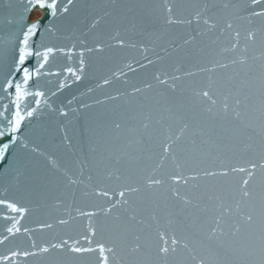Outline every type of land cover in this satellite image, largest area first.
<instances>
[{"label": "snow or ice", "instance_id": "6c2138e0", "mask_svg": "<svg viewBox=\"0 0 264 264\" xmlns=\"http://www.w3.org/2000/svg\"><path fill=\"white\" fill-rule=\"evenodd\" d=\"M78 7L95 10L105 5L23 0L14 7L10 21L13 39L0 47V91L11 102L0 105V170L5 176L9 172L19 175L29 154L45 155L32 139L35 130L25 128L26 119L34 117L42 98L56 97L89 77L86 54L105 48L137 47L119 32L110 37L114 44H104L97 38L95 47H88L85 41H79L81 50L75 66L43 71L57 54L73 61L76 45L65 51L45 40L60 32ZM112 7L149 18L162 15L169 26L191 28L195 23L196 28L181 44L173 40L176 48L198 44V37L212 45L224 37L228 46L216 55L229 53L232 58L227 62L208 59L209 66H205L199 59L203 47L189 50L184 58L194 61V70L182 71L181 65L174 69L179 75L157 70L143 87L132 85L130 93L117 89L116 95L105 96V100L115 101L125 95L140 96L159 86L163 91L158 93L156 103L162 104L168 115L155 122L150 114L145 115L137 130V155L127 161L111 152L102 155L94 172L87 175V183L82 178L83 167L77 175L49 156V166L59 173L57 186L71 196L67 206L60 197L50 206L43 202L47 188L39 177L28 198L9 197L5 189L0 196V264H17L20 258L25 264H231L229 257L237 252L250 258L244 264H264V0H134L123 5L112 0ZM104 15L109 13L105 11ZM103 18L93 16L89 30ZM238 20L247 21L248 26L238 27ZM141 48L146 64L136 60L137 68L163 60L159 55L149 59L150 49ZM233 66L243 69V79L237 80L238 74L212 78L218 70ZM124 68L130 73L137 71L126 63L97 78L94 70L95 86L87 87L81 95L120 81L127 76ZM64 74L72 79L58 81L55 91L41 90L37 83L41 76ZM198 74H208V80L193 90L198 103L189 106L185 89L178 82ZM221 80L223 83H218ZM29 87L36 90L29 91ZM26 97H31L37 107L22 111ZM214 97L219 98L218 108ZM76 99L73 96L67 105ZM48 106L60 116L68 115L63 107ZM111 126L118 130L122 124L113 120ZM94 135L101 147L107 144L104 128L94 130ZM168 161L171 168L166 166ZM112 179L115 185L106 182ZM49 208H63L64 212L52 215ZM38 213L48 219H37L35 228L22 224L23 219ZM19 235L27 236L26 246L15 242Z\"/></svg>", "mask_w": 264, "mask_h": 264}, {"label": "water", "instance_id": "95a60500", "mask_svg": "<svg viewBox=\"0 0 264 264\" xmlns=\"http://www.w3.org/2000/svg\"><path fill=\"white\" fill-rule=\"evenodd\" d=\"M23 0H0V47H3L6 41L13 39V28L10 23L15 5L22 3ZM134 2V0H116L118 5ZM235 2V0H234ZM77 5H105V8H81L73 9L60 32H55L47 37L45 42L56 47H63L65 51L73 49V61H67L62 54H57L51 58L50 63L43 70L45 72H56L65 66H75L78 61V53L81 50L79 41H85L88 47H95L97 38L102 40L104 44H114L115 41L110 39L111 36L116 35L117 32L131 45L135 44L137 47H126L124 49L105 48L103 52H93L86 54V60L89 61V77L82 82L66 88L62 93L56 97L45 96L39 105L33 118H27L25 128L35 130V136L32 139L40 145V149L45 155L29 154L24 161L23 166L19 170V175L16 172H9L5 176L4 171L0 170V196L5 194L9 197H19L21 195L26 198L30 197L33 190L38 183L37 177L47 188V199L43 201L47 205L55 203L57 197L65 200V206L71 204V196L57 186V177L59 173L49 166L48 157L54 158L62 168L70 169L71 172L80 174V169L83 167V179L87 183L86 177L90 171L95 170V165L100 161L101 156L108 155V152L114 155L121 156L123 161H127L129 156L137 155L135 149V140L138 139L140 128V121L145 115H151L153 122L158 119L166 118L167 112L164 111L162 104H157L159 100L158 93L163 91L159 86L152 90H145L140 96L125 95L118 100H105V96L116 95L117 89L121 92L130 93L131 86L143 87V83L151 82V74L157 70H166L169 75H179L174 72L177 65L182 66V71L194 70L191 64L194 61H189L184 58L186 51H195L197 48L203 47V53L200 55V63L207 65L208 59H220L221 62H227L232 58L229 53H224L217 56L216 53L220 49L227 47L228 42L224 37H220L217 44L212 45L206 38H199L200 43L190 46H183L176 48L175 44H181L182 39L187 37V34L196 28L195 23L189 28L188 26H169L163 21L162 15L159 18H149L140 12H128L122 7H112V0H76ZM12 5L13 7H9ZM107 11L109 15L105 16ZM99 14L103 16V20L97 25L95 29L89 30V24L93 18ZM187 16V13L184 14ZM243 15V14H241ZM238 27L248 26L245 20L236 21ZM175 40V44L173 43ZM206 45V46H205ZM147 47L150 51L147 53L149 59L155 60V56L163 57V60L156 61L151 66L144 69L137 68L134 61L139 60L140 63L146 64L142 59V48ZM166 51H161V49ZM36 63L35 60L32 61ZM131 63L133 68H137L135 73H130L126 68L123 70L127 73L126 77H121L120 81L114 82L110 87L96 89L92 93L81 95L85 93L87 87H94L97 82L92 78V73L95 70V75L98 78L100 75L108 74L109 70H116L122 68L124 64ZM236 75V79H243V69L240 66L230 67L227 71L218 70L212 74V78ZM15 79L19 80L17 76ZM67 74L60 76H41L37 81L41 90H56L57 82L60 80L70 82ZM128 83H123L124 80ZM208 80V74H198L195 77L183 78L178 83L185 89V101L191 106L198 103L192 93L194 89L203 86ZM31 83V82H30ZM223 83V81H218ZM29 91H35V88L29 87ZM77 97L71 105H67V100L72 97ZM148 98V100H145ZM217 108L219 107V98ZM47 100L48 104L44 101ZM101 100L103 103L96 104L95 101ZM151 101V105L148 101ZM258 102V101H257ZM11 102L5 97V94L0 91V105H10ZM54 108L63 107L68 112L67 116H60L57 112L52 111L48 105ZM89 105L84 108L81 105ZM31 97H26L21 103V110H31L36 108ZM75 109V111H72ZM11 110V109H10ZM116 120L121 122L120 129H114L111 126V121ZM224 123V121H220ZM104 128L107 144L101 147V142L98 141L94 135V130L99 131ZM32 145H30L31 147ZM190 147V146H189ZM95 149V150H94ZM107 149L108 151H105ZM127 153L128 155H125ZM166 166L171 168V161L166 162ZM7 167V166H5ZM238 179V177H237ZM109 184L115 185V179L106 181ZM83 187V186H81ZM80 197V190H77V198ZM82 203L84 201H81ZM52 215H62L63 208L53 210L49 208ZM17 219H20L17 217ZM37 219H48V216L43 213L34 214L23 219L21 222L25 227L35 228ZM3 222L0 221V226ZM2 230V227H0ZM36 238L40 237L36 233ZM26 246L28 238L25 235L16 237V241ZM3 249L0 248V251ZM231 264H244L246 259H250L246 254L237 252L229 257ZM17 264H25L23 258L18 259ZM31 264V262H28Z\"/></svg>", "mask_w": 264, "mask_h": 264}]
</instances>
